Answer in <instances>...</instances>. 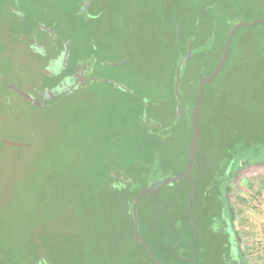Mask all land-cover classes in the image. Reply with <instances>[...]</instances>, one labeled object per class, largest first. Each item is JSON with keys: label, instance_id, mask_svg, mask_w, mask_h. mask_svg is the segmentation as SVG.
Instances as JSON below:
<instances>
[{"label": "rangeland", "instance_id": "374dc122", "mask_svg": "<svg viewBox=\"0 0 264 264\" xmlns=\"http://www.w3.org/2000/svg\"><path fill=\"white\" fill-rule=\"evenodd\" d=\"M201 1L171 0L173 11L182 14L179 22L185 24V32L193 23V9L204 8ZM263 2L254 0L261 5L251 7L247 0H229L232 21L237 24L264 20ZM77 3V0L69 1L71 6ZM217 7L227 8L225 4ZM250 7L252 10L248 9ZM84 8L82 15L86 20L99 13L98 21L87 23L93 25L88 38L85 31L81 34L74 30L75 22L69 13L75 7H38L37 0H0V77L7 83L37 97L36 89L47 82L44 73L47 63L35 56L27 41L22 40L28 30L24 31L14 9L26 14L29 27L42 20L58 38L69 40L73 65L88 62L93 65L88 73L92 81L88 80L72 94H60L46 105L39 99L40 106L31 104L4 85L0 78V238L11 243L9 248L32 241L19 250L37 261L36 264H84L83 250L87 244L107 254L124 252L126 261L122 264H149L144 249L130 243L132 217L124 200L127 197L116 203L106 194V185L119 176L129 184L133 180L125 164L126 150L130 147L125 139L127 142L130 137L141 139L132 114L138 112L142 100L152 104V119L169 131L170 139L159 145L162 169L169 178L178 176L186 154L183 153L180 160H176V156L179 159L180 150L191 137L184 113H189L194 98L196 83H192V77L199 71L206 73L211 69L210 64L205 65L204 59L196 58L200 46L191 44L195 57L184 70L186 84L181 89L182 105L180 112L177 106L175 117L172 69L179 46L172 41L159 44L158 40L162 42L164 38L162 31L161 38L155 34L152 44L148 39L153 29L164 24L158 0H89ZM235 35L236 52L231 57L236 58L233 65H238L239 69L223 68L212 87V92L227 90L233 97V107L230 113L220 111L218 124H212L219 130L222 127V131L243 129L242 138L245 137L243 132L255 134L256 129L258 143L259 137L264 138L262 131L259 132L260 117L256 114L264 111V26H245ZM43 40L46 42V36ZM45 46L51 48L48 44ZM203 54L202 57L207 55ZM132 55L133 59L126 61ZM113 82H120L136 97L122 93L111 85ZM241 90L250 97L243 102V108L238 101L241 96L236 93ZM256 92L260 95L258 100L254 96ZM237 105L241 108L236 109ZM202 134L208 139L209 132L204 128ZM220 137L213 130L209 139L215 142ZM262 148L252 159L264 161ZM117 164L122 169L119 176L115 172ZM215 180L220 178L215 177ZM189 186V179L183 178L146 194L141 202L143 212L156 223L155 204L158 200L171 203L175 206L173 217L188 218L190 213L197 221L199 235H204L217 218L222 217L224 221V214L216 207L213 215L207 217L206 212L212 207L200 198L201 186L194 190L192 187L191 191ZM89 198L95 200L88 205ZM144 235L149 239L147 230ZM100 243L102 245L98 246ZM152 247L165 264H194L177 260L170 253L161 254L155 244ZM181 251L184 254V250ZM211 256L209 261L218 264L217 255Z\"/></svg>", "mask_w": 264, "mask_h": 264}, {"label": "trees", "instance_id": "16d2710c", "mask_svg": "<svg viewBox=\"0 0 264 264\" xmlns=\"http://www.w3.org/2000/svg\"><path fill=\"white\" fill-rule=\"evenodd\" d=\"M37 1L38 7H75V9L71 13H69L70 18H72L75 22L74 30L79 31L81 34H83L85 31V35L87 38L90 37V29L92 30L91 27H93V25H88L87 23L98 21L99 18V13L97 12L95 14H92L90 20L85 19L83 15L86 9L82 10V8L85 7L87 0H77L79 3L74 6L69 5V1L73 0ZM247 1L249 2V4H251V7H260L261 5L255 4L254 0ZM158 3L159 7L161 8V17L163 18L162 20L164 21V24L162 23V25L157 26L155 29H153L150 32L151 37L149 36L148 39H150L149 44H152L153 40H155V34L157 35L158 33L161 38L162 31L164 38L162 42H159L158 40L159 44L163 45V43L165 44L172 41L173 45L175 43L179 46V54L177 55L176 62L174 63V67L172 69V95L175 103V117L177 114L176 108L178 106V100L175 96L176 69L180 64V59L187 53L188 41L190 39H192V45L197 44L198 47L200 46V49L197 52L198 56H196V58H199V60L204 59V64H210L211 68L210 70L205 71L206 73H202L201 71H199L195 76L192 77V83H196L194 98L191 103V109L190 111H188L189 113H184L185 116L188 117L187 126L190 127L191 137L184 145V149L180 150L179 159H177L176 156V160H180L182 159L183 153L186 154L184 166L177 172V175H180L185 170L188 163L190 147L193 140L194 129L192 124V110L194 108L195 101L198 95L200 78L208 77L218 66L224 53L227 35L236 23L233 22L231 18L229 0H202L199 3H201V7L204 8L193 9L195 12L193 23L190 30L188 32H185V24L179 22V16H181L182 14L173 11V9L171 8V0L169 1L167 8L165 6L166 0H158ZM224 4L227 6V8L225 7V9H222L221 7H217L218 5L224 6ZM251 7L248 9L252 10ZM221 21L223 23H221ZM86 25L89 27H86ZM261 25L264 26V24L262 23ZM69 35L71 36L72 33L69 32ZM235 37L236 35H234L232 38L230 55L224 68H230L231 66L234 70H238V65H233L234 61H236V58L231 57V55L236 52V48L234 47ZM61 40H64V42L69 41L65 38H62ZM92 50L95 49L92 48ZM203 53H207V55L202 57V55H204ZM133 56L134 55H132L126 61L133 59ZM194 57L195 55L188 59L183 65L180 78L181 81L179 99L182 97V85L186 84V77L184 76L183 78L184 70L186 69V67H188ZM70 60L71 56L69 57L68 63L70 64V67L75 68V65H73L72 61ZM249 65L250 64L248 62L247 66ZM213 83L214 80L210 83L205 84L204 95L198 113L200 140L197 148L196 161L193 167L192 181L188 178L190 185L189 191L192 190L193 185L196 189L198 186H201L199 193L200 198L205 199V194H208V197H210L208 199L210 202L208 203L207 201L206 205L209 204L212 208L210 209L211 211L209 210L208 212H206L207 217L213 215L212 211L216 207H218V209L220 208L221 211L223 210V204L221 203L219 198H224L223 191H225L228 168L232 163V168L235 169V167L238 168L240 167V165L242 166L246 162L255 164L264 162L263 160L260 161L252 159L256 154H259L260 150L263 149L262 147H264L263 145H261L264 144V138L259 137L258 143H256L257 137L255 134L258 133L256 129L255 134L253 132L252 134H245V132H243V135L245 137L242 138L240 136L242 135L241 133L243 129L241 130L238 128H229L222 131V127H220V130L217 126L213 127L212 122L218 124L220 111L224 112L226 110V112L228 111L230 113V109H232L233 107L231 102L233 97L229 95L227 90L218 92L214 89L215 92H212ZM111 85L113 84L111 83ZM118 90H120L124 94L129 95L130 97H136L135 94L131 93L130 91H125L122 88H118ZM236 90L239 89L236 88ZM257 92L254 94V96H256V100H258V98L260 99V95ZM236 93L240 94L241 96V99H239L238 101L243 108V102H246L247 99H250V97L245 96L242 90L237 91ZM149 103L142 100L138 112H135L136 110H134L135 113L132 114L134 116V119L136 120L137 135H141V139L136 140L130 137L128 139V142L125 139V142L130 144V147H127L126 150L125 164L126 167L128 166L130 177L133 180L129 184L126 180L120 178L119 174L120 170L122 169L120 165L117 164L115 172L118 173L119 177L111 180V182L106 185L108 188L105 192L106 194H109L108 196L110 198H113L116 203L120 200V198L127 197L124 198V200H126L127 210L132 217V234L130 243L139 244L146 253L148 263L156 264L152 260L151 255L145 245H143L135 238V218L132 208L135 198L143 191L145 187H147L152 182L157 181L158 179L169 178L166 174V170L162 169L163 160H160L162 158V150L159 148V145L162 141L170 139L168 138L169 131L167 128L163 129V126L160 125L159 122H157L155 119H152V117H154L150 114L152 104ZM241 107L237 105L236 109H240ZM256 114L260 117L259 132L262 131V134L264 136V111ZM203 128L205 132H209V137L210 134H212L213 130L215 131V134L216 132H218L221 137L219 139H216L215 142H212L209 137L208 139H206L207 136L203 137ZM240 146H243L245 149L242 150ZM203 161H205V163H203ZM176 164H178V162ZM214 175L215 177H219L220 180H215V177H213ZM92 199L93 198L88 199V205L90 204ZM141 202L142 199L137 205L139 232L141 234V237L146 241L148 247L153 251L157 261H159L160 263L165 264L157 257L152 244L153 246L155 244V246H157L161 250V254H165L168 256V254L170 253L169 255L177 258V260L180 261L184 260V258H182L183 256L188 258L189 261H193L194 264H213V262L215 261L209 260L211 259V257H213L211 255L215 254L217 255L216 261L218 262V264H238L237 261L232 260L233 255L232 252H230L231 244L229 241L230 235L228 231H225V235L223 234L220 237L218 236V234L214 233L216 228L218 227V224H220L219 220L222 217L220 219L217 218V221H215L211 225V227H209L211 231H204L205 234L200 236L197 221L195 220V218L191 217L190 213L188 214V218L183 217L182 215H179V217H173L172 210L175 206H173L171 203H162L160 200H158V202L155 204V207L158 210L156 212L158 218L156 219V223H154V219L150 216L148 217L143 212ZM90 207L93 206H89V208ZM224 222H226V228H228V223L225 218ZM145 230L149 232V239L144 235ZM150 239L152 243H150ZM31 242L32 241H26L25 244H16L12 245L9 248L8 245L11 243L9 241H5V238H0V264H36L37 261H34L31 257L26 256L25 254L21 253V250H19L27 244L31 245ZM45 245L47 244L45 243ZM101 245L102 244L100 243V245L98 246ZM181 250H184V254ZM185 253H187L188 256H186ZM83 254L84 264H122V262L126 261L123 260L125 258L124 252L114 255L107 254L99 248L97 249L95 247L89 246V244H87L86 250H83ZM209 255L211 257H209Z\"/></svg>", "mask_w": 264, "mask_h": 264}, {"label": "crops", "instance_id": "0c3cea01", "mask_svg": "<svg viewBox=\"0 0 264 264\" xmlns=\"http://www.w3.org/2000/svg\"><path fill=\"white\" fill-rule=\"evenodd\" d=\"M224 196L245 264H264V162L232 168Z\"/></svg>", "mask_w": 264, "mask_h": 264}, {"label": "water", "instance_id": "95a60500", "mask_svg": "<svg viewBox=\"0 0 264 264\" xmlns=\"http://www.w3.org/2000/svg\"><path fill=\"white\" fill-rule=\"evenodd\" d=\"M89 0H87V3L85 4V7H87ZM168 4V0H166V7ZM264 24V20H257L251 23L248 22H239L237 24L234 25V27L230 30V32L227 35L226 38V42H225V48H224V53L221 57V60L218 64V66L216 67V69L208 76V77H201L200 78V82H199V89H198V95L195 101V105L194 108L192 110V124H193V129H194V134H193V140L191 143V147H190V152H189V161L187 164V167L185 169V171L183 173H181L180 175H178L177 177H173V178H162V179H158L157 181L152 182L151 184H149L147 187H145L143 189V191L135 198L134 202H133V212H134V218H135V238L140 241L143 245H145V247L148 249L152 260L156 263V264H162L159 261H157L153 251L148 247L146 241L141 237V234L139 232V228H138V215H137V205L139 203V201L147 194L150 192H154L159 190L161 187L168 185V184H173L177 181H180L181 179L185 178L186 176H190L192 175V169H193V165L195 162V158H196V154H197V148H198V143L200 140V127H199V122H198V113H199V108L203 99V95H204V89H205V84L212 82L217 75L222 71V69L224 68L227 59L229 57V53H230V47H231V42H232V38L233 36L236 34V32L241 29L242 27L245 26H249V27H254L257 24ZM50 33L55 36V33L49 29ZM192 40L188 41V49H187V53L184 57L181 58L180 60V64L178 65L177 69H176V81H175V96L178 100V112H180V99H179V94H180V81H181V71L183 69V65L184 63L190 59L192 57ZM69 45L66 48V52H65V59L67 58L68 54H69ZM97 80V79H94ZM1 81L3 83H6L7 86L9 88L14 89L15 91H17L20 95H22L25 99H27L31 104L33 105H42V102L39 100V98L25 92L24 90H22L20 87L16 86V85H12L9 84L5 81V79L3 77H1ZM108 82V80H106ZM117 87H120L122 89L127 90L125 87H123L120 84L115 83ZM65 86V85H64ZM76 87V85H71V83L69 84L68 87V91L69 90H73ZM66 91V87L60 86L56 89L50 90V95L51 96H57L60 95L61 93H63V91ZM232 165L233 163L229 166L228 168V175H227V183L229 185L230 183V174L232 172ZM195 189L194 185H193V190ZM223 214L224 216H227V207L223 209ZM229 221V220H228ZM228 228L227 231L230 235L229 241L231 244V252L232 255L234 257V259L238 262V264H244L243 261V257L240 251V246H239V242L236 236V233L232 227V225L230 224V222H228Z\"/></svg>", "mask_w": 264, "mask_h": 264}, {"label": "flooded vegetation", "instance_id": "af4514ba", "mask_svg": "<svg viewBox=\"0 0 264 264\" xmlns=\"http://www.w3.org/2000/svg\"><path fill=\"white\" fill-rule=\"evenodd\" d=\"M84 9H86V8H84ZM82 10H83V8H82ZM14 12H15V15L18 16V20L21 21L22 24L24 25V28H25L24 31L28 30L25 32L26 35L24 34V36L22 37L23 38L22 40L27 41L28 47L30 48L31 51H33V54L35 56H37L38 58H40L41 60H43L44 62L47 63V68L44 70L45 78L47 79V82L41 83L39 88L36 89V92L38 94L37 97L42 102H44L43 105H46L47 103L56 99L59 96V95L54 96V97L51 96L50 90L56 89L60 86H63V87H66L67 90L66 91L64 90L63 93H61V94L62 95H69V94L74 93L77 89H80L86 82H88V80L92 81V78H88V75H89L88 73L92 71L93 65L92 64L90 65L88 62V64H83V63L78 64L77 66H75V68L70 67V64L68 63L69 57H70V51H69L67 58L65 59L66 48L69 44L67 42H64V40H61L60 38H58V36L56 34H55V36H53L49 31L50 28L48 26H46V23L44 21L43 22H42V20L37 21L38 24H36L34 27L33 26L29 27L30 21H28L26 19V17H25L26 14L22 10L14 9ZM43 36L44 37L46 36V39L48 41L46 40V42H45V40H43ZM41 38L43 41H41ZM45 44H48V46L51 48H47V46H45ZM70 83H71V85H73V84L76 85V87L73 90L68 91V87H69ZM115 83H117V82H113L112 84L115 85V87H117ZM117 84H120L123 86V84H121L120 82ZM4 85H7V84L4 83ZM117 88L120 89V87H117ZM125 91H127V90H125ZM188 161H189V158H188ZM195 161H196V158H195ZM186 167H187V165H186ZM193 167H194V165H193ZM192 173H193V169H192ZM185 178H189L192 181V175H191V178H190V176H186ZM205 196L206 197H205L204 203H207V201L210 197H208V194H205ZM223 197L224 198H222V197L219 198L221 203L223 204L222 209L226 208V206H227L226 202H225L224 193H223ZM222 211H221V213H222ZM227 213H228V211H227ZM228 215H229V213H228ZM228 215L224 216V218L227 221L229 220L228 222H230L232 227L235 229L234 222L232 221V217H230ZM219 223L220 224H218V227L216 228L214 233L218 234V236L220 237L224 234L225 231H227L226 230L227 228H226V224H225L226 222L222 221V218L219 220ZM230 252H231V250H230ZM241 254H242V252H241ZM187 260L189 261V259H186V260L184 259V261H187ZM232 260L236 261L234 259V257L232 258ZM243 260H244V258H243ZM191 262H193V261H191Z\"/></svg>", "mask_w": 264, "mask_h": 264}]
</instances>
